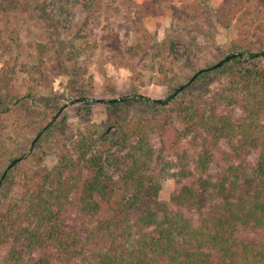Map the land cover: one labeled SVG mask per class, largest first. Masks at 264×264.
<instances>
[{
    "label": "trees",
    "instance_id": "trees-1",
    "mask_svg": "<svg viewBox=\"0 0 264 264\" xmlns=\"http://www.w3.org/2000/svg\"><path fill=\"white\" fill-rule=\"evenodd\" d=\"M245 1L264 11V0ZM58 3L63 12L71 0ZM104 103L151 113L117 117L115 133L82 134L57 166L25 173L20 199L0 206V264H264V49L231 52L166 99ZM171 169L184 185L162 203Z\"/></svg>",
    "mask_w": 264,
    "mask_h": 264
},
{
    "label": "rangeland",
    "instance_id": "rangeland-1",
    "mask_svg": "<svg viewBox=\"0 0 264 264\" xmlns=\"http://www.w3.org/2000/svg\"><path fill=\"white\" fill-rule=\"evenodd\" d=\"M244 2L71 0L60 12L58 0H0V206L20 199L25 173L57 166L82 134L109 136L107 127L115 133L117 117L151 113L142 104L109 107L104 100H163L231 52L264 49V34L255 30L264 23V11ZM46 7L51 20L42 13ZM228 81L223 77L211 89ZM17 158L16 171L4 180ZM250 160L256 161L255 153ZM169 171L162 203H170L184 185L173 177L177 170ZM107 173L117 191L128 193L118 174Z\"/></svg>",
    "mask_w": 264,
    "mask_h": 264
}]
</instances>
